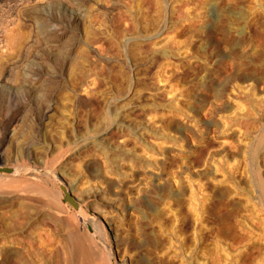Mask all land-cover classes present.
I'll use <instances>...</instances> for the list:
<instances>
[{
  "label": "rangeland",
  "instance_id": "obj_1",
  "mask_svg": "<svg viewBox=\"0 0 264 264\" xmlns=\"http://www.w3.org/2000/svg\"><path fill=\"white\" fill-rule=\"evenodd\" d=\"M0 160V264H264V0H0Z\"/></svg>",
  "mask_w": 264,
  "mask_h": 264
},
{
  "label": "bare ground",
  "instance_id": "obj_2",
  "mask_svg": "<svg viewBox=\"0 0 264 264\" xmlns=\"http://www.w3.org/2000/svg\"><path fill=\"white\" fill-rule=\"evenodd\" d=\"M157 89H160L161 87L159 85L156 86ZM148 98H151L153 95H147ZM13 168L17 171H26L27 169H25V167H20V166H13ZM33 168H36V170H41L42 167L38 168L36 167V165L34 166L33 165ZM46 168V167H44ZM31 170V169H30ZM34 170V169H33ZM35 170V172H37ZM45 170V169H43ZM49 170V169H48ZM34 172V171H33ZM59 186L62 190V187L66 186V188L70 191L71 189L68 188V185L65 183V182H61L59 181ZM60 190V189H59ZM58 190V192L60 193V191ZM63 192V190H62ZM71 192V191H70ZM64 194V193H63ZM73 194V193H72ZM74 195V194H73ZM75 196V195H74ZM76 197V196H75ZM77 198V197H76ZM79 199V197L77 198ZM79 201V200H78ZM83 218V225H86V227L89 225L92 230H93V233H91V235H93L96 239L99 238V240L101 241H104L106 240V236L105 235H102L104 234V229L102 231H100V228L98 227V224H97V221L93 218V217H82ZM88 229V228H87ZM110 259L113 260V264H118L117 261H120L121 263L120 264H126L125 263V260L122 258V257H119L117 258L116 256H110ZM119 259V260H118Z\"/></svg>",
  "mask_w": 264,
  "mask_h": 264
},
{
  "label": "water",
  "instance_id": "obj_3",
  "mask_svg": "<svg viewBox=\"0 0 264 264\" xmlns=\"http://www.w3.org/2000/svg\"><path fill=\"white\" fill-rule=\"evenodd\" d=\"M38 172H44L43 169L41 170H37ZM28 172V170L26 171H16L13 167L10 166H5L2 164L1 160H0V173L1 174H8V175H19V174H24ZM63 193H64V200L66 202H68L76 211V213H80L81 211V206H80V202L78 201V199L72 194V192H70L66 186L62 187ZM88 230L90 233H93L92 228L88 225L87 226Z\"/></svg>",
  "mask_w": 264,
  "mask_h": 264
}]
</instances>
